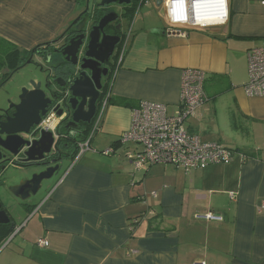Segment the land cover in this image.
<instances>
[{"label": "crops", "instance_id": "1", "mask_svg": "<svg viewBox=\"0 0 264 264\" xmlns=\"http://www.w3.org/2000/svg\"><path fill=\"white\" fill-rule=\"evenodd\" d=\"M86 1L0 0V40L21 55L51 42ZM260 1L228 0L226 23L185 36L164 33L165 0L141 5L128 17V47L110 87L112 97L162 103L173 115L182 71L200 69L206 100L184 127L232 149L231 161L137 169L125 156L131 143L118 140L132 108L107 103L90 149L66 161L25 215L16 214V227L24 226L14 237L23 230L21 239L0 250V264H264V96L244 91L247 52L264 41ZM205 213L221 220L196 218Z\"/></svg>", "mask_w": 264, "mask_h": 264}, {"label": "built area", "instance_id": "2", "mask_svg": "<svg viewBox=\"0 0 264 264\" xmlns=\"http://www.w3.org/2000/svg\"><path fill=\"white\" fill-rule=\"evenodd\" d=\"M153 0H137L136 12L141 5H148ZM202 1H211L220 6H212L210 15L219 14L218 21L210 20L199 22L195 6ZM264 6V0L260 1ZM164 13L167 26L164 33L167 35L185 36L187 29H201L226 23L228 19V0H165ZM205 17V16H203ZM130 30L123 35L119 47L118 62L124 56L129 42ZM248 81L244 91L248 96H264V41L250 48L247 52ZM205 74L200 69L187 68L182 71L180 80L179 104L180 107L173 115H168L166 106L152 101H140L132 109L130 127L119 136V142L131 143L125 151V156L137 169H146L155 164H171L185 169H203L209 165L228 164L234 156V151L216 142H205L196 134L188 132L184 121L195 115V110L206 100L203 84ZM107 106V97L103 98L94 119L91 122L92 131L89 136L78 143L74 156L76 161L85 151L90 149V142ZM55 116L52 108L38 127L52 129L51 121ZM113 152L111 147L103 150L104 154ZM196 218L220 221L221 217L212 213L197 215ZM20 227H17V232ZM37 245L46 246L47 242L38 240ZM3 248V246L1 247ZM1 250V249H0ZM194 264H204L197 261Z\"/></svg>", "mask_w": 264, "mask_h": 264}, {"label": "water", "instance_id": "3", "mask_svg": "<svg viewBox=\"0 0 264 264\" xmlns=\"http://www.w3.org/2000/svg\"><path fill=\"white\" fill-rule=\"evenodd\" d=\"M90 1L92 0L86 1V10L72 21L66 32L50 42L56 44L63 41L57 50L65 56L66 60L71 57L72 63L77 62L76 53L82 44L84 34L79 33L73 36L68 34V36L67 33L75 32L73 26L78 24L89 9ZM132 1L134 0H98L97 6L129 5ZM117 17L116 12L105 11L90 28L89 41L79 65L80 72L70 86L72 97L69 103L74 110V122L90 123L95 113V101L99 96L101 79L108 74L107 67L102 64L110 57L115 45L120 41L116 35L105 34L104 28ZM46 62L49 63V69L44 81L30 80L28 86L20 88L16 101L8 100L7 105L0 108V178L7 166L29 172V175L20 178L10 187V193L21 203L31 202L32 198L39 194L44 183L51 181L59 171L58 165L48 166L46 162H41L45 155L51 152L54 143L52 131L38 127L50 103V98L46 96L47 76L52 71L49 57ZM78 98L81 100L76 106ZM57 108L58 106L54 111ZM11 110H13L12 113H9ZM56 112L57 115L61 113L60 110ZM4 225L7 226L8 232L14 230L13 236L24 226V224L17 226L20 228L16 232L15 217L7 214L0 202V227Z\"/></svg>", "mask_w": 264, "mask_h": 264}, {"label": "flooded vegetation", "instance_id": "4", "mask_svg": "<svg viewBox=\"0 0 264 264\" xmlns=\"http://www.w3.org/2000/svg\"><path fill=\"white\" fill-rule=\"evenodd\" d=\"M97 3L98 1L96 0L90 1L89 9L84 13V16L81 17L78 24L73 26V30H75V32L67 33V35L69 34L71 36L79 33L84 34L82 44L76 53V63L71 62V57L70 59L66 60L65 56H62L58 52L57 47L61 46V44L63 43V41L62 43L60 41L56 44L50 43L48 45H43L37 48L33 47L32 49H30V53H28L26 58L22 60L20 64L21 67L19 68H23L27 63H33L34 57L36 56L41 57L45 61H47L49 57V62L51 63L52 71L51 74L49 73L47 76L48 87H46V96L50 98V103L47 107L46 115L41 118V122L46 119L47 114L52 108L55 109V107L57 106L58 108L55 110V116L51 121L53 128L50 129L53 133L54 143L51 152L49 154H46L41 162H46L48 166L58 165L59 170L62 168L63 164L70 159L71 155L76 149V143L74 142V139L84 133V131L90 126L92 120L94 119V116L101 102V94L103 93L107 82H109V73L111 71H115L113 65L118 62V59L116 60V62L114 61L118 49V44L120 43L123 35L126 32L124 29H122V20L130 15V8L134 5V3L137 4V2L132 1L129 5L110 4L105 7H98ZM84 10H86V6L82 10V12ZM105 11L116 12L118 14V17L114 21L107 24V26L104 28V33L108 35H116L118 36L120 41L115 45L110 57L102 64L103 66L107 67L108 74L105 77H102L101 79V88L99 90V96L95 101V113L92 116L90 123L82 121L74 122V110L71 107V103H69V100L72 97L70 92V86L72 84V81L77 78L80 72L79 65L81 64V59L84 57L86 45L89 41L88 35L90 32V28L93 24H96L99 17ZM85 17L87 18V20ZM86 73L89 74L88 71H86ZM13 74H11L9 78ZM80 100L81 99L78 98L76 106H78ZM57 110L61 111L60 115H57ZM12 111L13 110L9 111V113H12ZM20 204L22 209L25 210L28 209V207L31 205V203L27 201L22 202ZM0 229L2 235L4 231H7V226H1Z\"/></svg>", "mask_w": 264, "mask_h": 264}, {"label": "rangeland", "instance_id": "5", "mask_svg": "<svg viewBox=\"0 0 264 264\" xmlns=\"http://www.w3.org/2000/svg\"><path fill=\"white\" fill-rule=\"evenodd\" d=\"M253 2L256 3V1H253ZM136 14H138V12L135 13V15ZM128 21L130 22L128 17L122 20V29L124 30L128 29V25H129ZM261 43L255 42L253 45L258 46ZM47 69H49V63L46 62L41 57L36 56L34 57L33 63H27L23 68L16 71L10 78H8L5 81L3 85L0 86V108L5 107L7 105L8 100L16 101L20 88L23 86H28L30 80L44 81L47 75ZM2 78L3 77L0 76V79ZM109 82L110 84H112L111 79L109 80ZM219 86L224 87V84H221ZM68 162H66L65 164L68 165L69 164ZM25 175H29V172L22 171L14 166H7L6 170L4 171V173L2 174L0 178V202H1L2 208L6 211V213L12 217H15L16 214L18 215L22 214L23 216L25 215L21 207V204H20L21 202L17 200L10 193V187L13 184L17 183L19 179L24 177ZM44 186L42 187L41 191L44 190L43 189ZM21 232L16 237H14L13 236L14 230H13V232L9 233V237L7 235L6 237L0 239V249H3V251H6L7 249L13 247L16 241L18 239L19 240L21 239L20 237ZM2 246L3 248H1Z\"/></svg>", "mask_w": 264, "mask_h": 264}, {"label": "trees", "instance_id": "6", "mask_svg": "<svg viewBox=\"0 0 264 264\" xmlns=\"http://www.w3.org/2000/svg\"><path fill=\"white\" fill-rule=\"evenodd\" d=\"M136 6L137 4L134 3V5L130 8V15L128 16L129 19H131L134 16ZM48 44H50V42L39 44L34 48H37L43 45H48ZM28 53H30V50L23 52L21 55L20 50L16 46L8 44V43H4L2 40H0V76L3 77L2 79H0V86L5 83V81L9 78L11 74H13L16 70H18L21 67L20 64L22 60L26 58ZM117 59H118V53H116L114 61L116 62ZM115 65L116 64L113 65V68H115ZM112 77H113V71L109 73V80L110 79L112 80ZM110 87H111L110 82H107L106 87L103 93L101 94L100 101H102L103 98L107 97V103H116V104L126 106L132 109L138 106V105H135V103H133L132 101H129L125 98L112 97L110 94ZM91 131H92V126L90 124V126L84 131V133H82L81 135L77 136L76 139H74V142L76 143V149L74 150L70 159L75 156L77 152L78 143L82 140H85L89 136ZM142 217L143 215L140 218L137 217L136 219H134V222L130 223L131 229H133L138 224V222L141 220ZM8 233L10 232H8L7 230V231H4L1 235V229H0V235H1L0 239H2L3 236H5Z\"/></svg>", "mask_w": 264, "mask_h": 264}, {"label": "bare ground", "instance_id": "7", "mask_svg": "<svg viewBox=\"0 0 264 264\" xmlns=\"http://www.w3.org/2000/svg\"><path fill=\"white\" fill-rule=\"evenodd\" d=\"M197 6H195V12H196V16H197V20L199 22H202V20L204 19V21L206 20H210L212 22H216L218 21V18L220 16V12L221 11H218L217 14L215 15H210L209 14V10L211 9L212 6H220L222 5V3H217V4H214V2H211V1H202L200 3H197L196 4ZM218 9H222V7H217ZM205 16V17H203Z\"/></svg>", "mask_w": 264, "mask_h": 264}]
</instances>
